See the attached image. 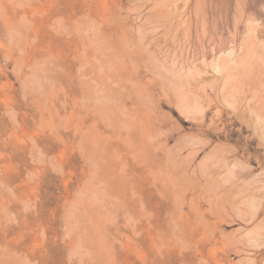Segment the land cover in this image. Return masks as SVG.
<instances>
[{
    "label": "rangeland",
    "instance_id": "rangeland-1",
    "mask_svg": "<svg viewBox=\"0 0 264 264\" xmlns=\"http://www.w3.org/2000/svg\"><path fill=\"white\" fill-rule=\"evenodd\" d=\"M0 264H264V0H0Z\"/></svg>",
    "mask_w": 264,
    "mask_h": 264
}]
</instances>
